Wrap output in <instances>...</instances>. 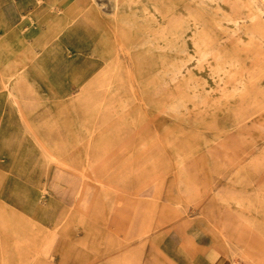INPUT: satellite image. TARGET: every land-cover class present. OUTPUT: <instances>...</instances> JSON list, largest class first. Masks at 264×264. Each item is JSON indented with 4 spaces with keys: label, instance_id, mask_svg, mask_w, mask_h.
<instances>
[{
    "label": "rangeland",
    "instance_id": "1",
    "mask_svg": "<svg viewBox=\"0 0 264 264\" xmlns=\"http://www.w3.org/2000/svg\"><path fill=\"white\" fill-rule=\"evenodd\" d=\"M81 4L0 0V264H264V0Z\"/></svg>",
    "mask_w": 264,
    "mask_h": 264
},
{
    "label": "bare ground",
    "instance_id": "2",
    "mask_svg": "<svg viewBox=\"0 0 264 264\" xmlns=\"http://www.w3.org/2000/svg\"><path fill=\"white\" fill-rule=\"evenodd\" d=\"M72 2L73 3H78L79 5L78 6H80V4L82 3H84V0H72ZM125 2V0H114V14H113V19L114 20H118L119 19V15H120V8L122 7V5H123V3ZM81 4V5H82ZM81 7V6H80ZM82 8V7H81ZM84 8H85V6H84ZM84 8H82V9H84ZM146 10V9H145ZM80 11H82V10H80ZM80 11H79V13H80ZM154 11V10H153ZM146 12V11H145ZM155 12V11H154ZM147 14V13H146ZM78 15V14H77ZM123 15V14H122ZM74 17H76V14H74V15H72V17L71 18H74ZM151 17V16H150ZM159 17V16H158ZM156 18H157V16H156ZM152 19V18H151ZM160 19V18H159ZM157 21V20H156ZM67 21H63V23H62V25H64L65 23H66ZM124 24H126V23H124ZM156 24V23H155ZM162 24V23H161ZM33 25V24H32ZM182 25V24H181ZM194 25H195V23H194ZM127 26H129V25H127ZM162 26V25H161ZM108 27V26H107ZM173 27V26H172ZM113 28H115V26L113 27ZM120 28V27H119ZM153 28V27H152ZM156 28V27H155ZM154 29V28H153ZM110 30V29H109ZM56 29H52V31L50 32V33H52L53 35L56 33ZM111 32V31H110ZM159 32V31H158ZM220 32V31H219ZM159 34V33H158ZM154 35H155V32H154ZM168 35V34H167ZM135 36V35H134ZM157 36V35H156ZM253 36H255V35H253ZM181 37V36H180ZM202 37V36H201ZM114 38V37H113ZM134 38V37H133ZM126 39V38H125ZM153 39V38H152ZM200 39V38H199ZM127 40V39H126ZM147 40V39H146ZM149 40V39H148ZM157 40V39H156ZM159 40V39H158ZM117 41V40H116ZM130 41H131V39H130ZM201 41V40H200ZM123 42V41H122ZM115 43V42H114ZM130 43V42H129ZM128 43V44H129ZM137 43V42H136ZM143 43H145V41H143ZM47 44V43H46ZM138 44V43H137ZM124 45H125V43H124ZM142 45V44H141ZM145 45V44H144ZM129 46V45H128ZM134 47H136L135 46V44L133 45ZM140 46V45H139ZM118 47H120V45L118 46ZM137 47H138V45H137ZM141 47V46H140ZM171 47V46H170ZM104 48V47H103ZM102 48V49H103ZM117 48V47H116ZM125 49V48H124ZM129 49V48H128ZM138 49V48H137ZM126 50V49H125ZM92 51H94V50H92ZM154 51V50H153ZM98 52V51H97ZM123 53V52H122ZM126 53V52H125ZM129 53H130V51H129ZM152 53V52H151ZM118 54V53H117ZM117 54H116V56H117ZM124 55V54H123ZM113 59V58H112ZM118 60V59H117ZM116 60V61H117ZM112 61V60H111ZM101 64V63H100ZM113 64V63H112ZM111 64V65H112ZM120 65V64H119ZM109 68V67H108ZM107 68V69H108ZM101 70V69H100ZM106 70V69H105ZM110 70H111V68H110ZM110 76H111V74H110ZM252 77V76H251ZM24 78H25V75H24V73L22 72V73H20L19 74V76H15L14 77V79L13 80H15V82H16V84L14 83V84H9L8 82H2L1 83V87H2V89H3V91L5 92V95L6 96H8L9 98H11L13 101H14V103L17 105V107H19L18 106V99H20V96L15 92V89L16 88H19L20 86H18V84L20 83V81H23L24 80ZM254 79V78H253ZM110 80V79H109ZM253 81V80H252ZM240 89V88H239ZM243 91V90H242ZM237 94V93H236ZM241 104V103H240ZM244 104H246V103H244ZM253 105V104H252ZM14 106V105H13ZM243 106V105H242ZM248 106V105H247ZM16 107V106H15ZM248 108V107H247ZM255 110V109H254ZM246 112V111H245ZM242 115V114H241ZM244 116V115H243ZM246 117V116H245ZM247 119H248V117H247ZM241 123H243V122H241ZM238 125V124H237ZM241 125V124H240ZM50 158L52 159V160H56V158L54 157V156H50ZM262 259H263V261H264V251H263V253H261V252H259L258 251V253H257Z\"/></svg>",
    "mask_w": 264,
    "mask_h": 264
},
{
    "label": "crops",
    "instance_id": "3",
    "mask_svg": "<svg viewBox=\"0 0 264 264\" xmlns=\"http://www.w3.org/2000/svg\"><path fill=\"white\" fill-rule=\"evenodd\" d=\"M1 11V10H0ZM1 22H3V21H1ZM0 25H1V23H0ZM6 27V26H5Z\"/></svg>",
    "mask_w": 264,
    "mask_h": 264
}]
</instances>
